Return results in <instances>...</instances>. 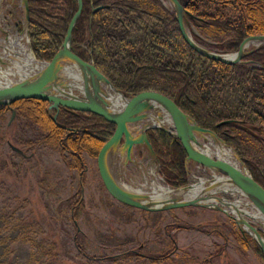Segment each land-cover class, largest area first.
<instances>
[{"label": "trees", "instance_id": "16d2710c", "mask_svg": "<svg viewBox=\"0 0 264 264\" xmlns=\"http://www.w3.org/2000/svg\"><path fill=\"white\" fill-rule=\"evenodd\" d=\"M178 2L184 8L185 20L196 31L191 33L195 41L208 43L217 51L236 52L245 38L264 35V0ZM28 5L26 29L31 51L36 60L50 61L61 47L77 1L28 0ZM17 29L21 31V24ZM71 50L83 60L92 61L127 98L154 91L171 99L200 127L211 130L230 147L264 188V44L245 55L240 63L226 64L200 54L184 40L165 0H82L81 13L72 30ZM48 105L43 100L20 99L0 106V116L9 112L11 117L14 111L4 134L9 128L16 129L13 135L18 139L16 148L20 151L15 153L19 156L24 158L26 152L38 148L54 150L82 177L88 166L85 156L97 157L115 125L96 114L62 107L54 122L56 111H49ZM146 136L164 183L170 188L187 185V153L181 142L159 128L148 129ZM79 191L73 204L68 201L73 224L83 207ZM169 226L222 235L215 228L172 224L166 226L167 231ZM234 234L243 251L252 242L262 258L259 245L249 234L238 229ZM219 254L218 251L210 259ZM87 260L80 264H91L92 259ZM0 264L65 263L52 245L46 251L39 249L25 261L6 256Z\"/></svg>", "mask_w": 264, "mask_h": 264}, {"label": "rangeland", "instance_id": "374dc122", "mask_svg": "<svg viewBox=\"0 0 264 264\" xmlns=\"http://www.w3.org/2000/svg\"><path fill=\"white\" fill-rule=\"evenodd\" d=\"M6 6L14 15L1 24L0 54L3 46L15 55L19 49L21 53H31L25 29L16 32L13 28L16 21L24 26L21 0H13L12 4L11 0H4V16ZM187 29L190 33L196 32L191 24H187ZM202 46L223 53L208 43ZM254 46L251 44L250 48ZM0 66L16 72L13 61L6 57L0 59ZM24 78L18 73L9 76L11 83ZM72 93L83 98L77 89ZM9 120V112L0 116V259L10 256L13 261H25L39 249L46 251L55 245L57 255L65 264H80L89 258L91 264H264L252 242H248L246 251L242 250L234 234L239 227L218 210L189 206L144 211L118 202L107 192L95 159L85 156L88 166L81 177L57 151L38 148L26 152L24 158L19 156L12 149L19 146L13 135L16 129L9 128L4 134ZM138 147L140 158L133 163L125 164L120 152L110 161V166L118 165V180L142 191H149L153 180L167 186L148 149L144 145ZM193 165L195 177L190 175V184L216 173ZM78 191L82 194L83 207L73 224L68 201L73 204L79 198ZM226 194L233 200L248 201L239 194ZM250 220L264 231L262 222ZM172 224L215 228L222 235L175 226H169L167 231L166 226ZM218 251L220 254L210 259ZM124 253L127 254L122 256Z\"/></svg>", "mask_w": 264, "mask_h": 264}, {"label": "water", "instance_id": "95a60500", "mask_svg": "<svg viewBox=\"0 0 264 264\" xmlns=\"http://www.w3.org/2000/svg\"><path fill=\"white\" fill-rule=\"evenodd\" d=\"M76 1L77 10L68 24L67 32L61 47L50 61L40 62L36 60L43 64V68L35 76L30 78L25 77L21 81L0 88V106L9 105L20 99H38L49 102V108L55 109L56 111L59 106H63L72 111L90 112L104 117L106 120L113 123L115 128L112 135L105 141L98 151L96 165L105 189L114 199L124 205L150 212L189 206L218 210L230 217L240 228L242 233L249 234L251 238L256 241L262 251L264 261V239L261 235V230L248 219L251 217L250 215L244 212H239V210H236V213L228 210L236 200L217 196V192H206L201 197L194 199H170L156 202L155 204H147L142 202V199L145 198L143 195L134 193L131 190L129 191L116 182L110 170L112 167L110 166V161H112V159L114 160L115 156L117 157V153L120 152L121 155L125 156L124 163L126 164L131 160L133 148L137 145H144L148 149L150 155L154 157V151L148 141L146 131L151 128H159L168 132L173 138H176L181 142L187 153L186 162L192 161L205 169H209L217 174L228 177L238 188L241 195L248 199L247 202L255 206V208L264 216V188L251 177L247 168L242 164L234 151L233 152L235 153L242 169L236 168L224 160L204 154L195 148V133H208L225 145L215 133L211 130L200 127L191 117L181 111L171 99L158 92L146 91L131 99H127L121 92L115 89L112 83L101 72L96 69L93 62L83 60L71 50L72 30L82 9V0ZM165 1L175 14L180 33L184 40L193 49L208 58L226 64L240 63L245 55L258 48L261 44H264V35H251L245 38L240 43L238 50L233 53H218L207 49L196 42L192 37V34L188 32L187 24L189 23L184 18L185 11L178 0ZM1 3L2 0H0V11ZM21 4L23 6L24 20L27 25L29 20L28 0H21ZM246 42H250L255 46L244 50L243 46ZM65 62L73 63L79 68L84 82L85 94H83V98L77 97L72 93L69 95L67 89L61 91L62 93L55 89L56 86L63 85L59 72L62 70ZM101 83L112 87L120 93L124 99H127L129 102L126 107L118 111L109 109L100 97L101 89L99 86ZM156 104L164 108L168 113L171 119V126L163 127L161 125H149L142 130L132 132L130 126L145 118L147 113L151 111ZM13 117L14 111H12L10 121ZM53 120L56 121V115L53 116ZM12 149L19 151L15 147H12ZM210 179L212 181L211 187L215 186V177L211 175V178H208V180ZM193 184L195 183L170 189H181ZM219 192H223L224 194L231 193L228 191Z\"/></svg>", "mask_w": 264, "mask_h": 264}, {"label": "bare ground", "instance_id": "6f19581e", "mask_svg": "<svg viewBox=\"0 0 264 264\" xmlns=\"http://www.w3.org/2000/svg\"><path fill=\"white\" fill-rule=\"evenodd\" d=\"M250 47V42H246L243 46L244 50H247ZM19 50L15 51L18 54L15 55L13 54L14 52L12 53L11 51L7 50L6 46H3V54H0V59L6 57L12 60L14 67L16 68L15 73H18L20 76H24L26 78L35 76L37 73H39V71L42 70L43 64L37 62L31 53L24 54ZM15 73L11 72L10 69L3 70L0 66V88L11 84L12 81L9 80V76L14 75ZM59 76L63 85L56 86V90L61 92L67 89L69 95H71L72 91L74 89H77L80 91V93L85 94L84 82L81 73L79 71V68L73 63L65 62L63 64L62 70L59 72ZM99 88L101 89L100 97L109 109L118 111L126 107V105L128 104L129 101L127 99H124V97L112 87L101 83ZM149 125H161L163 127H170V116L164 110V108L156 104L155 107L147 113L145 118L133 123L130 128L132 129V132H136ZM195 137L196 142L194 145L197 150L213 158L224 160L236 168L242 169L233 150L226 147L212 135L208 133H195ZM110 170L116 182L120 186L129 191L131 190L134 193L143 195L145 198L142 199V202L147 204H155L156 202H162L170 199H194L197 197H201L206 192L228 191L234 194L241 195L238 188L228 177L222 176L217 173L213 174L216 180V185L213 187H211V179H200L199 182L181 189H170L167 186L161 185L158 181L153 180L150 190L142 191L141 189H132L127 184L121 183L118 180V177H116V171L118 170L117 163H113V166ZM241 206L243 208H241ZM228 210L233 213H236V210H239V212H244L254 219L259 220L264 225V216L255 208V206L245 200H236Z\"/></svg>", "mask_w": 264, "mask_h": 264}, {"label": "flooded vegetation", "instance_id": "af4514ba", "mask_svg": "<svg viewBox=\"0 0 264 264\" xmlns=\"http://www.w3.org/2000/svg\"><path fill=\"white\" fill-rule=\"evenodd\" d=\"M12 2H13V0H11V4H12ZM7 7V6H6ZM8 8V7H7ZM4 10H5V7H4V0H3V2H2V12H1V17H0V25L2 24V22H4V21H6L5 20V18L6 19H8V20H11L12 19V17H13V11L11 10V9H9L8 8V10H6L7 12V14H6V16H4ZM18 24H20L18 21H16L15 23H14V28L15 29H17V25ZM88 62H92V61H88ZM137 96V95H136ZM133 97H135V96H132V97H129V98H127V99H131V98H133ZM49 106H50V103H49V105H48V109H49V111H52L53 109H50L49 108ZM60 107H62V108H64L65 110H67V111H72V110H70V109H67V108H65V107H63V106H59L58 107V110H59V108ZM55 110V109H54ZM58 110L55 112V114L54 115H56L57 114V112H58ZM76 112V111H75ZM57 116V115H56ZM55 122V121H54ZM138 146H140V145H137V146H135L134 148H133V152H132V155H131V160H129L128 162H130V163H133V161H136V160H138L139 158H140V154H139V152H138ZM88 157V156H87ZM125 157V156H124ZM90 158V157H89ZM92 159H95L96 160V158H92ZM154 159H155V161L157 162V160H156V158L154 157ZM157 166H158V163L156 164Z\"/></svg>", "mask_w": 264, "mask_h": 264}, {"label": "crops", "instance_id": "0c3cea01", "mask_svg": "<svg viewBox=\"0 0 264 264\" xmlns=\"http://www.w3.org/2000/svg\"><path fill=\"white\" fill-rule=\"evenodd\" d=\"M189 166H190V168L193 169V170L196 169L195 166L193 165V163H191V162L189 163Z\"/></svg>", "mask_w": 264, "mask_h": 264}, {"label": "built area", "instance_id": "2783aa9c", "mask_svg": "<svg viewBox=\"0 0 264 264\" xmlns=\"http://www.w3.org/2000/svg\"><path fill=\"white\" fill-rule=\"evenodd\" d=\"M4 23V22H3Z\"/></svg>", "mask_w": 264, "mask_h": 264}]
</instances>
